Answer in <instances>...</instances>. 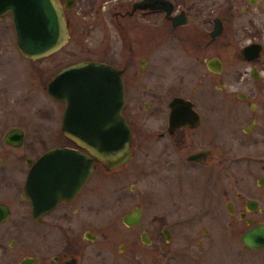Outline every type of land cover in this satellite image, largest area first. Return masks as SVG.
Returning <instances> with one entry per match:
<instances>
[{
	"label": "flooded vegetation",
	"instance_id": "af4514ba",
	"mask_svg": "<svg viewBox=\"0 0 264 264\" xmlns=\"http://www.w3.org/2000/svg\"><path fill=\"white\" fill-rule=\"evenodd\" d=\"M59 1L69 21V38L60 49L73 37L79 45L81 39L92 36V28L96 26L92 23V12L94 17L100 16V23L107 27L108 22L110 29L115 26L119 30L122 62H105L122 69L125 96L122 112L132 129L133 151L134 129L125 112L127 87L133 82L134 74L136 79L142 74L151 77L156 46L170 42L169 62L179 71H203V75L207 73L217 79L213 82L205 78L198 80L197 84L204 90V99L176 93L167 99L165 124L157 135L167 137L169 145L161 147L160 153L166 155L159 159L170 164L172 182L183 178L187 194L210 206L215 214L224 211L231 218L244 220L248 224L245 230L264 223V6L259 7L260 1L247 0V4L237 10L233 2H228L227 7L219 9L218 13L215 5L210 7L205 3L196 7L190 0H168L172 5L170 12L160 7L136 6L138 2L153 4L157 0ZM192 9L198 15L195 24L189 17ZM236 11L248 14V21L236 28L237 33L229 34L228 21L235 17ZM6 15L12 19L10 12L0 17ZM143 18L152 21L146 34L137 32L144 30ZM74 20H79V24ZM217 20L220 30L213 36ZM144 35L147 38L152 36V41L147 42ZM245 35L248 39L242 43ZM113 47L110 46L108 53L114 52ZM82 60L97 59L85 56L68 64ZM133 66L135 73L131 71ZM6 80L0 83V217L3 216L1 207L7 208L4 218L0 219V264H63L68 260L83 264L94 240L92 200L96 188L92 177L98 168L106 174L118 168L107 170L96 161L93 172L91 170L74 193L71 186L59 182L58 170H46L43 184L40 183L34 164L47 150L54 147L86 150L64 134L63 112L61 115H41L51 122V135L60 139L51 145H47L42 131L28 130L26 124L17 125V85ZM151 86L147 81L144 91L153 97L155 92ZM26 95L22 93L20 98ZM175 96L192 101L198 115L196 122L170 131L169 102ZM49 97L63 102L65 107L63 99ZM150 104L143 101L145 108ZM24 118L33 120L31 115ZM16 128L23 134L19 144L14 136L6 138ZM164 229L168 230L169 238ZM161 233L168 243L170 229L164 226ZM148 238V243L141 240L150 244L151 238Z\"/></svg>",
	"mask_w": 264,
	"mask_h": 264
},
{
	"label": "rangeland",
	"instance_id": "374dc122",
	"mask_svg": "<svg viewBox=\"0 0 264 264\" xmlns=\"http://www.w3.org/2000/svg\"><path fill=\"white\" fill-rule=\"evenodd\" d=\"M190 1L196 7L205 3L210 7L215 5L217 13L219 9L226 8L228 2H233L236 10L247 4V0ZM259 1V7L264 6V0ZM99 17H94L92 12V23L96 26H93L92 36L86 37L87 40L81 39L78 45L73 37L59 51L35 61L24 58L17 48L11 17H0V83L7 79L17 85L16 124H26L28 130L42 131L47 145L60 139L51 135V122L41 115H61L64 107L63 102L50 98L46 93L44 86L49 78L60 67L85 56L113 64L122 62L119 30L112 25L110 29L108 22L106 27L100 23ZM189 17L195 24L194 19L198 15L193 9ZM143 20L144 30L137 32L146 34L152 21ZM74 21L79 24V20ZM247 21L248 14L236 11L235 17L228 21L227 32L237 33L236 28ZM91 37L92 43L89 41ZM144 38L147 42L152 41V36L147 38L144 35ZM247 39L245 35L241 42ZM111 45L114 52L108 53ZM156 49L151 77H143L142 74L136 79L134 74L133 82L127 87L125 112L134 129V155L125 165L108 174L98 168L92 177L96 188L92 200V233L96 238L89 245L83 264H264V248L250 249L240 240L248 224L231 218L224 211L215 214L210 206L188 195L183 178L173 183L170 164L159 159L166 155L160 153L161 147L169 145L167 137L157 135L165 124L167 99L176 93L201 100L204 90L197 84L198 80L205 78L213 82L217 79L207 73L203 75V71H179L169 62L170 42L156 46ZM134 68L131 71L134 72ZM147 81L155 92L153 97L144 91ZM22 93L27 94L25 98H20ZM144 100L151 103L150 107L143 106ZM26 115L33 116V120L26 121ZM135 206L143 208L141 222L127 226L122 215ZM164 226L171 233L168 243L161 233ZM142 231L148 233L150 244L141 240Z\"/></svg>",
	"mask_w": 264,
	"mask_h": 264
},
{
	"label": "water",
	"instance_id": "95a60500",
	"mask_svg": "<svg viewBox=\"0 0 264 264\" xmlns=\"http://www.w3.org/2000/svg\"><path fill=\"white\" fill-rule=\"evenodd\" d=\"M136 6L160 7L167 12L172 9L168 0H157L153 4L138 2ZM6 12L12 16L16 46L29 59L35 60L56 52L69 38V21L59 0H0V15ZM219 28L217 20L213 36L218 34ZM248 48H245V52ZM46 90L53 98L65 101L62 130L86 151L68 147L47 150L34 164L40 183L44 181L46 170H58L59 182L71 186L74 193L91 170L93 172L96 161L107 170H112L131 159L134 152L132 129L122 112L125 96L121 68L105 61H77L56 71L48 80ZM169 106L170 131L196 122L198 113L189 99L175 96ZM11 136L16 137V144H19L23 138L22 130L13 129L6 138ZM64 196H68L67 191ZM1 209L3 216L0 219L7 212L4 206ZM142 211L140 206L133 207L122 215L123 223L128 226L139 224ZM164 233L169 238L167 229H164ZM95 238L96 235L92 234V239ZM141 238L146 243L150 242L146 232L141 233ZM241 241L252 249L264 248V223L245 230L241 234ZM63 264H77V261L68 260Z\"/></svg>",
	"mask_w": 264,
	"mask_h": 264
}]
</instances>
